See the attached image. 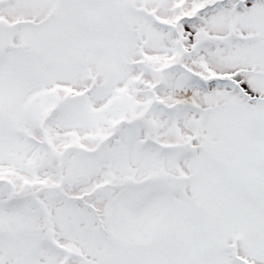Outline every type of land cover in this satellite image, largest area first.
I'll list each match as a JSON object with an SVG mask.
<instances>
[{
    "label": "snow or ice",
    "instance_id": "snow-or-ice-1",
    "mask_svg": "<svg viewBox=\"0 0 264 264\" xmlns=\"http://www.w3.org/2000/svg\"><path fill=\"white\" fill-rule=\"evenodd\" d=\"M0 264H264V0H0Z\"/></svg>",
    "mask_w": 264,
    "mask_h": 264
}]
</instances>
